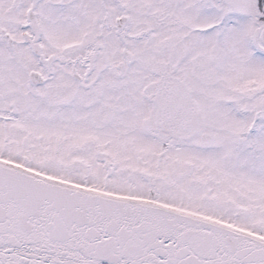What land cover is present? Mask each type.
<instances>
[{
	"label": "snow or ice",
	"instance_id": "snow-or-ice-1",
	"mask_svg": "<svg viewBox=\"0 0 264 264\" xmlns=\"http://www.w3.org/2000/svg\"><path fill=\"white\" fill-rule=\"evenodd\" d=\"M0 264H264V0H0Z\"/></svg>",
	"mask_w": 264,
	"mask_h": 264
}]
</instances>
